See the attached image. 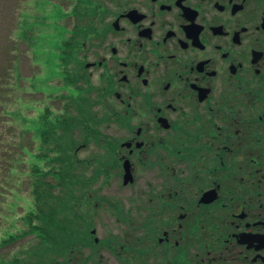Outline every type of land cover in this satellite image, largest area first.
I'll return each instance as SVG.
<instances>
[{"label": "flooded vegetation", "instance_id": "flooded-vegetation-1", "mask_svg": "<svg viewBox=\"0 0 264 264\" xmlns=\"http://www.w3.org/2000/svg\"><path fill=\"white\" fill-rule=\"evenodd\" d=\"M86 1L63 55L81 215L123 224L120 264H264V0Z\"/></svg>", "mask_w": 264, "mask_h": 264}, {"label": "rangeland", "instance_id": "rangeland-1", "mask_svg": "<svg viewBox=\"0 0 264 264\" xmlns=\"http://www.w3.org/2000/svg\"><path fill=\"white\" fill-rule=\"evenodd\" d=\"M75 1L0 0V242L6 232L25 228L22 216L34 208L35 177L30 165L38 140L29 126L34 130L45 107L62 112L63 101L55 96L63 93L61 41H66L69 32L63 25L74 29V24L81 22L75 15L68 16ZM45 178L55 182L51 176ZM103 185L98 191L112 199L121 201L128 195L116 181ZM95 188L96 184L92 190ZM96 212L92 220L98 238L122 236L124 226L113 214L104 208ZM34 240L32 233L4 244L0 259L8 261ZM104 246H100L99 262L120 264ZM83 252L88 254L87 249Z\"/></svg>", "mask_w": 264, "mask_h": 264}, {"label": "trees", "instance_id": "trees-1", "mask_svg": "<svg viewBox=\"0 0 264 264\" xmlns=\"http://www.w3.org/2000/svg\"><path fill=\"white\" fill-rule=\"evenodd\" d=\"M61 46L63 49V40ZM39 120L35 131L40 138V151L31 165L35 177L32 181L34 208L22 216L26 227L6 232L2 243L32 233L36 240L0 264H76L80 248L108 245L112 240L109 237L94 243L89 231L93 226L90 213L81 215L78 206V177L63 170V114L49 117L46 112ZM44 166L48 170L44 171ZM49 175L55 182L45 178Z\"/></svg>", "mask_w": 264, "mask_h": 264}]
</instances>
